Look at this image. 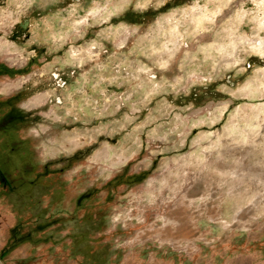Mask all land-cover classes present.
Listing matches in <instances>:
<instances>
[{
	"label": "rangeland",
	"instance_id": "obj_1",
	"mask_svg": "<svg viewBox=\"0 0 264 264\" xmlns=\"http://www.w3.org/2000/svg\"><path fill=\"white\" fill-rule=\"evenodd\" d=\"M0 264H264V0H0Z\"/></svg>",
	"mask_w": 264,
	"mask_h": 264
}]
</instances>
